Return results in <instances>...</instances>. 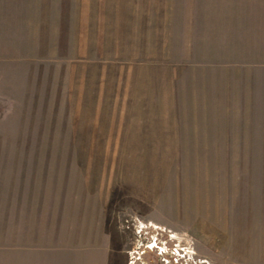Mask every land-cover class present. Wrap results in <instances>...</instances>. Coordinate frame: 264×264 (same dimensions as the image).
Wrapping results in <instances>:
<instances>
[{
    "label": "rangeland",
    "instance_id": "374dc122",
    "mask_svg": "<svg viewBox=\"0 0 264 264\" xmlns=\"http://www.w3.org/2000/svg\"><path fill=\"white\" fill-rule=\"evenodd\" d=\"M135 1L0 0V264H264V0L168 5L182 38L223 27L236 47L214 50L221 120L162 143L122 101Z\"/></svg>",
    "mask_w": 264,
    "mask_h": 264
},
{
    "label": "crops",
    "instance_id": "0c3cea01",
    "mask_svg": "<svg viewBox=\"0 0 264 264\" xmlns=\"http://www.w3.org/2000/svg\"><path fill=\"white\" fill-rule=\"evenodd\" d=\"M149 1L144 9L137 10L143 17L141 23L144 33L136 38L135 45L138 48L134 51V65L121 72L126 79V98L122 101L126 103L123 106L127 107L129 114L141 120L138 125L148 128V143H162L170 128L177 132L181 127L194 128L200 126L201 122L208 126L209 120L215 123L218 118L221 120L213 112L220 103L225 104L224 97L230 85H227L223 74L218 87L222 69H215L219 65L214 50L236 47V40L229 36L230 31L226 34L223 27L219 33L224 34L225 38L218 41L212 39L209 25L202 37L196 28H192L191 37L182 38L184 30L177 29L175 20L170 18L178 15V9L172 14L170 10L175 8L168 7L181 3L177 0ZM193 2L188 4L193 5ZM157 3L161 7L156 8ZM132 5L136 6L137 2L134 0ZM190 15L197 13L192 12ZM130 39L127 48H132ZM195 110L200 114L197 119L190 115Z\"/></svg>",
    "mask_w": 264,
    "mask_h": 264
},
{
    "label": "built area",
    "instance_id": "2783aa9c",
    "mask_svg": "<svg viewBox=\"0 0 264 264\" xmlns=\"http://www.w3.org/2000/svg\"><path fill=\"white\" fill-rule=\"evenodd\" d=\"M151 227L148 225L144 226L142 223L136 227L135 239L139 240L140 238V240H142V244L139 248L140 251H142L143 254L156 252L165 262L170 263L171 259L168 257L170 249L168 246V239L165 237V230L160 227H154L155 232H151ZM149 237L152 239L151 242L148 241Z\"/></svg>",
    "mask_w": 264,
    "mask_h": 264
}]
</instances>
